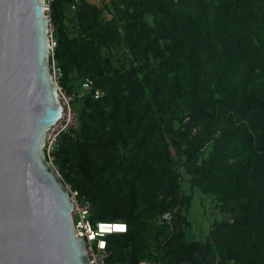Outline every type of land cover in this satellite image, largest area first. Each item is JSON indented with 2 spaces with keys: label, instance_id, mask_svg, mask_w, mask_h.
I'll return each instance as SVG.
<instances>
[{
  "label": "trees",
  "instance_id": "1",
  "mask_svg": "<svg viewBox=\"0 0 264 264\" xmlns=\"http://www.w3.org/2000/svg\"><path fill=\"white\" fill-rule=\"evenodd\" d=\"M48 19L76 122L52 164L91 224H125L105 264H264V0H52ZM184 186L221 215L200 240Z\"/></svg>",
  "mask_w": 264,
  "mask_h": 264
},
{
  "label": "water",
  "instance_id": "2",
  "mask_svg": "<svg viewBox=\"0 0 264 264\" xmlns=\"http://www.w3.org/2000/svg\"><path fill=\"white\" fill-rule=\"evenodd\" d=\"M47 26L43 0H0V264H87L68 188L42 149L61 113Z\"/></svg>",
  "mask_w": 264,
  "mask_h": 264
},
{
  "label": "built area",
  "instance_id": "3",
  "mask_svg": "<svg viewBox=\"0 0 264 264\" xmlns=\"http://www.w3.org/2000/svg\"><path fill=\"white\" fill-rule=\"evenodd\" d=\"M52 0H43L44 12L47 14V56L48 66L51 78L56 84L60 77V70L54 65L51 59L55 42L52 38V28L48 19L49 3ZM73 7H71L72 9ZM57 85V84H56ZM58 87V86H57ZM81 89L90 92L93 98H98L101 95L100 89L93 87L92 81L89 78H84L80 83ZM57 97L61 105V113L58 119L48 126L43 137V153L49 165L56 171L52 164V152L59 139L60 134L65 133L69 129L76 127L75 114L71 110L69 104L72 100V95L65 94L59 87L57 88ZM68 188V187H67ZM70 206L74 214L71 215L72 232L75 238H81L84 242L85 255L87 264H105L110 252L106 249L105 235L111 233H124L125 224L121 221L116 222H95L91 224L87 219L89 212V203L76 195L75 191H69ZM171 215L169 212H163L157 222L168 223ZM123 229L122 231L120 229ZM144 264V263H141ZM148 264V263H145Z\"/></svg>",
  "mask_w": 264,
  "mask_h": 264
},
{
  "label": "rangeland",
  "instance_id": "4",
  "mask_svg": "<svg viewBox=\"0 0 264 264\" xmlns=\"http://www.w3.org/2000/svg\"><path fill=\"white\" fill-rule=\"evenodd\" d=\"M99 2L100 0H89ZM79 95V93H78ZM77 102L73 103V107ZM184 191L191 195V203L187 210L189 221L188 234L191 238L200 240L206 235L213 221H219L221 215L212 207L213 203L209 195L201 193L197 188L183 187Z\"/></svg>",
  "mask_w": 264,
  "mask_h": 264
},
{
  "label": "snow or ice",
  "instance_id": "5",
  "mask_svg": "<svg viewBox=\"0 0 264 264\" xmlns=\"http://www.w3.org/2000/svg\"><path fill=\"white\" fill-rule=\"evenodd\" d=\"M120 230L122 231L123 229L121 228Z\"/></svg>",
  "mask_w": 264,
  "mask_h": 264
}]
</instances>
